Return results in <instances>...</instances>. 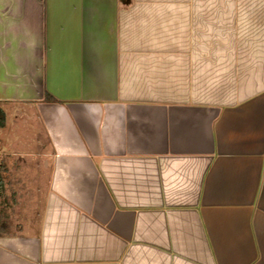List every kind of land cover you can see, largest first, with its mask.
<instances>
[{"label": "crops", "instance_id": "obj_1", "mask_svg": "<svg viewBox=\"0 0 264 264\" xmlns=\"http://www.w3.org/2000/svg\"><path fill=\"white\" fill-rule=\"evenodd\" d=\"M1 133L0 264H264V0H0Z\"/></svg>", "mask_w": 264, "mask_h": 264}, {"label": "rangeland", "instance_id": "obj_2", "mask_svg": "<svg viewBox=\"0 0 264 264\" xmlns=\"http://www.w3.org/2000/svg\"><path fill=\"white\" fill-rule=\"evenodd\" d=\"M25 112L26 110H23L21 113L25 114ZM24 121L25 118L20 119V121L16 122V124H18L19 127H21V129L19 130L20 132L23 131L22 125ZM30 131L32 133V129ZM3 135L4 134L0 135V138H2ZM2 139L4 140V138ZM22 140H25L23 136H22ZM27 140L28 139H26L25 142H27ZM34 151L35 149H32V151H30L29 153H33ZM27 161L28 162L31 161L32 163H34L35 159L29 158L27 159ZM36 176L38 183L36 182L33 183L35 180L33 178H35ZM22 177L23 179L21 183L15 182L16 177L13 176L11 177V179H8L7 186H5L4 189L6 195L1 200L0 203V222L2 224L4 223L9 228L16 226L17 224L26 225V223H36L38 219L37 214L41 208L42 199L40 198V193L41 190L44 189L43 188L44 183L43 181L38 179L42 177V174L41 173L35 174L33 169H29V168L26 169L24 167Z\"/></svg>", "mask_w": 264, "mask_h": 264}, {"label": "trees", "instance_id": "obj_3", "mask_svg": "<svg viewBox=\"0 0 264 264\" xmlns=\"http://www.w3.org/2000/svg\"><path fill=\"white\" fill-rule=\"evenodd\" d=\"M46 101L55 102L56 100L52 98L50 95H46ZM0 190H3V180L1 178V174H0Z\"/></svg>", "mask_w": 264, "mask_h": 264}]
</instances>
